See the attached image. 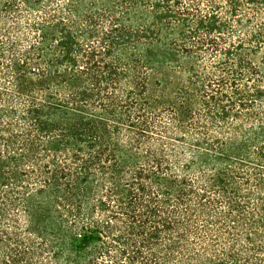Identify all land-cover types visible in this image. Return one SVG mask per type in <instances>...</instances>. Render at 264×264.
Here are the masks:
<instances>
[{"label": "trees", "instance_id": "16d2710c", "mask_svg": "<svg viewBox=\"0 0 264 264\" xmlns=\"http://www.w3.org/2000/svg\"><path fill=\"white\" fill-rule=\"evenodd\" d=\"M0 264H264V0H0Z\"/></svg>", "mask_w": 264, "mask_h": 264}]
</instances>
